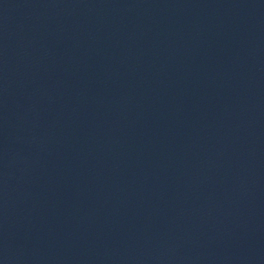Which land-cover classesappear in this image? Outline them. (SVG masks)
I'll list each match as a JSON object with an SVG mask.
<instances>
[{"label": "water", "instance_id": "95a60500", "mask_svg": "<svg viewBox=\"0 0 264 264\" xmlns=\"http://www.w3.org/2000/svg\"><path fill=\"white\" fill-rule=\"evenodd\" d=\"M0 264H264V0H0Z\"/></svg>", "mask_w": 264, "mask_h": 264}]
</instances>
